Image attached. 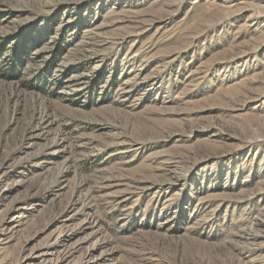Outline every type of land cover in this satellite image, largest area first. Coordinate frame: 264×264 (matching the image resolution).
Segmentation results:
<instances>
[{
	"label": "rangeland",
	"instance_id": "374dc122",
	"mask_svg": "<svg viewBox=\"0 0 264 264\" xmlns=\"http://www.w3.org/2000/svg\"><path fill=\"white\" fill-rule=\"evenodd\" d=\"M260 3L0 0V264H264Z\"/></svg>",
	"mask_w": 264,
	"mask_h": 264
},
{
	"label": "bare ground",
	"instance_id": "6f19581e",
	"mask_svg": "<svg viewBox=\"0 0 264 264\" xmlns=\"http://www.w3.org/2000/svg\"><path fill=\"white\" fill-rule=\"evenodd\" d=\"M260 8H262V10L264 9V3L262 4V3H260V6H259ZM263 13V12H262Z\"/></svg>",
	"mask_w": 264,
	"mask_h": 264
}]
</instances>
